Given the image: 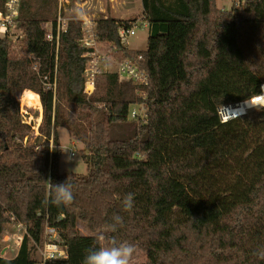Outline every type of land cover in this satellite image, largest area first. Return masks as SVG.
I'll use <instances>...</instances> for the list:
<instances>
[{"label": "trees", "instance_id": "1", "mask_svg": "<svg viewBox=\"0 0 264 264\" xmlns=\"http://www.w3.org/2000/svg\"><path fill=\"white\" fill-rule=\"evenodd\" d=\"M142 4L147 50L128 49L121 36L137 19L109 16L96 31L115 47L114 60L136 63L148 86L122 80L107 60L89 96L83 23L67 22L57 51V24L52 42L45 23L66 16L60 1H20L14 24L24 35L22 54L8 33L0 38V239L14 221L28 226L30 238L0 264H37L47 223L70 252L47 264H83L90 247L107 243L99 237L113 215L122 225L103 234L133 244L142 264H264L254 255L264 248V109L226 122L220 114L263 93L264 0L230 11L218 0ZM44 77L57 83L56 93ZM25 91L40 95L44 108L30 144ZM133 105L145 106L146 123L129 119ZM62 128L84 146L86 175L61 172ZM68 178L73 203L46 204L50 182ZM128 193L134 206L124 212Z\"/></svg>", "mask_w": 264, "mask_h": 264}, {"label": "rangeland", "instance_id": "2", "mask_svg": "<svg viewBox=\"0 0 264 264\" xmlns=\"http://www.w3.org/2000/svg\"><path fill=\"white\" fill-rule=\"evenodd\" d=\"M60 1V8L64 9L66 16H62V25L66 28L67 22L69 20L78 19L82 23L85 19L89 20V28L88 33V43L91 47L97 49V52L92 53L88 51L89 56H93L97 58L98 56L105 55L109 56L114 64H110L109 68L112 67L113 70L115 69V61L110 53L112 47L109 46L107 43H102L100 40H97L93 36V29H95V25L97 21L100 19L107 18L109 16L117 18L119 20H126V19H137V23L134 25L135 35L134 36H127L124 40V45L130 49L135 51H145L148 48V40H149V24L147 21H144V11L142 9L141 0H59ZM230 1H222L218 0L219 8L222 9L223 7L230 8ZM76 9H81L83 15L77 17L75 14ZM65 24V25H64ZM9 31L8 37L13 41L14 51L19 55L22 54V42L24 41L23 32L20 30L18 25H13L11 27L8 26ZM115 48V47H113ZM113 50V49H112ZM98 63V61L96 62ZM25 91L21 97V106L22 108L26 109V105L23 101ZM36 94V93H35ZM42 106V115L39 109L31 108L30 114L31 117L33 116V123L36 125L33 133L31 134L30 140L26 139L25 143L30 144L34 143V140L39 137L40 135V127L43 123L44 118V108ZM260 110V108L253 109L248 112L246 115H250L256 113ZM244 116V115H241ZM239 117V116H238ZM235 118V117H234ZM230 120V118H228ZM33 124V125H34ZM59 136L63 148V156L61 159V166L60 170L62 173L67 174H81L86 175L88 173L87 165L85 164L82 158V150L84 146L81 143L73 141L69 133L66 129L59 130ZM74 154V156H73ZM10 230L13 231V227H10ZM9 231V230H8ZM80 233L87 234V230L85 228H80ZM6 235V232L4 236ZM9 247L8 254L2 255L3 249ZM20 246L16 245L15 243L11 242H4V238L0 239V256L5 257L6 259H13L17 253L19 252ZM143 257L140 256H133V264H142Z\"/></svg>", "mask_w": 264, "mask_h": 264}, {"label": "built area", "instance_id": "3", "mask_svg": "<svg viewBox=\"0 0 264 264\" xmlns=\"http://www.w3.org/2000/svg\"><path fill=\"white\" fill-rule=\"evenodd\" d=\"M20 1L21 0H7L6 6H5V13L0 12V38L4 37L7 32L9 31L8 26L11 25V27L14 25L15 19L19 15V7H20ZM227 1V0H222ZM230 1V8L223 7V11H230L233 8H242L246 6L247 0H229ZM62 15L60 13L57 21L55 20H48L45 23L46 28L49 31L48 39L50 41H54V34H53V27L54 24H57V37H56V48L57 51H59L60 45H61V34L62 32L66 31V28L62 25ZM89 20L85 19L83 22V57L88 60V66L85 73V88H86V94L91 96L95 92L96 88V80L98 74L101 73V68L105 66V61L110 60L112 63V59L107 55H101L97 58H94L92 55L89 56L87 53L97 52V49L94 47H91V45L88 43V33L89 28L91 25H89ZM65 25V24H64ZM134 27L128 30H122L121 36L124 37V39L127 36H134L135 30ZM93 36L99 40L97 31H96V25L95 29H93ZM98 61V63H96ZM117 67V69H116ZM115 71L119 73V76L122 80H129L132 81L135 85H143L148 86V77L145 73H143L139 67L136 65L135 62L127 60V61H115ZM44 86L46 90L53 91L56 93L57 89V83H52L50 81L49 77L43 78ZM37 97L40 100L41 103V97L38 94ZM143 96H146L143 94ZM258 99L264 98V86H263V93L261 96L257 97ZM24 101V100H23ZM25 104H27L25 107L26 109L22 108L21 106V115L23 118V122L27 125L32 126L33 130L35 129V124L33 123V116L31 117L30 109L34 108L36 109V106H31L27 102L24 101ZM42 104V103H41ZM42 106V105H41ZM228 107H223L220 109L221 117L223 118V121L226 122L228 118H226L224 115L226 109ZM260 109H264V105L259 107ZM37 109L40 110L41 115L43 113L42 108L38 107ZM148 114L147 110L145 109V106L140 105H133V107L130 110L129 113V119L130 120H141L145 123L148 121ZM236 118V117H235ZM233 118H230V120ZM34 124V125H33ZM74 156V154H73ZM62 217L61 219H63ZM10 227H13V231L10 230ZM9 230V231H8ZM82 236H85V234H82ZM26 238H30V233L28 226L21 223L14 221L13 224L9 226V228L6 231V235L4 236V242H11L15 243L16 245H19L20 247L24 243ZM9 247L3 249L2 255L8 254ZM70 255L69 247L64 244L61 240L59 229L51 227L48 223L45 226V232H44V241L42 246H38V252H37V264H47L48 261L54 260V259H66Z\"/></svg>", "mask_w": 264, "mask_h": 264}, {"label": "clouds", "instance_id": "4", "mask_svg": "<svg viewBox=\"0 0 264 264\" xmlns=\"http://www.w3.org/2000/svg\"><path fill=\"white\" fill-rule=\"evenodd\" d=\"M77 17L83 15L81 9L74 10ZM50 182V181H49ZM51 194L50 198L45 201L56 207L70 206L74 201L73 185L66 182L53 184L50 182ZM123 211L130 212L134 206V194L128 193L123 201ZM123 223V217L113 215L112 222L103 229L100 241L107 240V243H100L96 247H90L83 259V264H133V256L136 248L127 241H118L115 237H107L103 233H116L118 227ZM254 255L259 260L264 261V248L257 250Z\"/></svg>", "mask_w": 264, "mask_h": 264}, {"label": "bare ground", "instance_id": "5", "mask_svg": "<svg viewBox=\"0 0 264 264\" xmlns=\"http://www.w3.org/2000/svg\"><path fill=\"white\" fill-rule=\"evenodd\" d=\"M25 102H27L31 106L41 107V103L37 95L33 92H26L24 99ZM264 105V98H255L248 100L247 102H243L237 105L230 106L225 111V117L226 118H234L241 115H246L248 112H250L253 109H257ZM42 108V107H41Z\"/></svg>", "mask_w": 264, "mask_h": 264}, {"label": "crops", "instance_id": "6", "mask_svg": "<svg viewBox=\"0 0 264 264\" xmlns=\"http://www.w3.org/2000/svg\"><path fill=\"white\" fill-rule=\"evenodd\" d=\"M141 3H142V0H141ZM142 9H143V4H142ZM28 92V91H27ZM31 92V91H30ZM34 93V92H33Z\"/></svg>", "mask_w": 264, "mask_h": 264}, {"label": "water", "instance_id": "7", "mask_svg": "<svg viewBox=\"0 0 264 264\" xmlns=\"http://www.w3.org/2000/svg\"><path fill=\"white\" fill-rule=\"evenodd\" d=\"M230 107V106H229Z\"/></svg>", "mask_w": 264, "mask_h": 264}]
</instances>
